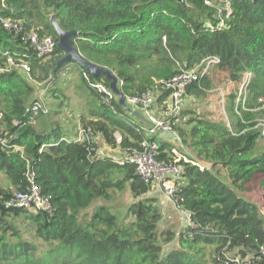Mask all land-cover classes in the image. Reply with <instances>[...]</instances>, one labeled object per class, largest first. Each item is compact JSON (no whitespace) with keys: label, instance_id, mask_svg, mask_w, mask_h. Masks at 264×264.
Returning <instances> with one entry per match:
<instances>
[{"label":"trees","instance_id":"16d2710c","mask_svg":"<svg viewBox=\"0 0 264 264\" xmlns=\"http://www.w3.org/2000/svg\"><path fill=\"white\" fill-rule=\"evenodd\" d=\"M50 18L77 31L73 47L121 81L124 98L157 89L159 107L169 93L161 81L215 59L184 88L212 111L182 108L168 117L176 138L147 135L138 114L117 98L106 105L83 75L110 86L103 73L58 64L66 53ZM32 31L56 41L51 53L38 56ZM67 67L90 98L78 133L52 119L57 109L32 115L41 89L57 108L67 98ZM0 69V174L9 181L0 186V264H264V0H0ZM144 139L156 140L157 160L174 164L175 140L203 166L176 162L170 202L189 214L176 229L159 225L160 195L120 162ZM31 182L51 210L10 204Z\"/></svg>","mask_w":264,"mask_h":264},{"label":"built area","instance_id":"2783aa9c","mask_svg":"<svg viewBox=\"0 0 264 264\" xmlns=\"http://www.w3.org/2000/svg\"><path fill=\"white\" fill-rule=\"evenodd\" d=\"M220 11V10H219ZM2 22L6 27L10 24L7 20L2 19ZM223 22L220 21L219 26H222ZM29 41L35 46L38 56L48 55L55 47L56 41L51 37L38 38L35 31H32L27 35ZM11 61V59H9ZM215 59L204 58L200 60L191 68H181V70L171 78L160 82L161 89L169 90L162 101V106L159 107L156 103L157 89H149L140 96L126 97L117 94L110 86H106L102 82H92L86 73H83L88 83L95 87L98 92L102 94L103 101L106 105L113 108L112 100L117 98L119 102L125 104V108L130 112H134V107H138L142 112L144 131L147 135L165 137L168 134H174L171 128L169 116L175 115L183 108V104L187 95L185 94V85L193 80L199 79L203 73L207 70L209 63ZM206 62V64L204 63ZM20 68L29 72L30 68L27 63H20ZM2 70V69H0ZM121 84V81L116 83ZM44 89L39 92L37 99L32 104V115H36L39 112H46L47 107L43 101ZM139 127L136 128L138 130ZM262 135L264 136V124H262ZM81 132L78 135L80 139ZM117 136V140H119ZM4 143V139L0 138V144ZM157 148L156 140L144 139L139 149H126L123 150L119 159L121 163L130 162L135 165L136 172L142 177V179L152 186V193L159 192L165 195L169 201L174 193L175 178L181 171V164L176 163L179 159H182L193 164H197L195 161L187 159L185 156L177 152L176 148H172V152L177 154V158L174 160V164L167 163L163 160H157L155 158V149ZM116 158V156L114 157ZM199 165V164H197ZM202 169L203 166L199 165ZM33 173L29 175V179L32 180ZM13 206H26L28 208H38L51 210L50 202L48 198L42 195L39 188L31 182L28 191L24 193H16L14 198L10 201ZM184 212V222L189 221V214ZM254 264L250 259L240 258L239 256H229L225 261V264Z\"/></svg>","mask_w":264,"mask_h":264},{"label":"rangeland","instance_id":"374dc122","mask_svg":"<svg viewBox=\"0 0 264 264\" xmlns=\"http://www.w3.org/2000/svg\"><path fill=\"white\" fill-rule=\"evenodd\" d=\"M61 80H64L63 82L69 81V85L65 86V91L67 98L64 99V102L60 105V107H56V103L58 102L57 99L48 97L47 95L44 96L43 93V101L47 107V109L55 110L57 109V114L54 115V118L59 122L60 126H62L68 133H78L79 128L81 127L80 120L82 117H90L89 115V107H90V98L88 97L87 93L84 91L83 86L79 84V77L78 73H76L75 70L72 68L63 70L62 73H60ZM59 86V85H58ZM231 84L226 83V88L230 89ZM42 90V89H41ZM40 91H38L39 94ZM37 94V96H38ZM183 108H190L192 110H196L198 112L208 110L212 111L213 109V103L210 99L200 100L193 97H188L185 99ZM134 112L138 114L139 117L142 118V112L138 107H134ZM143 119V118H142ZM99 141V140H98ZM172 145L177 148V152H179V148L177 142L174 140L171 141ZM99 146L104 151V145L102 142L99 141ZM189 151V150H184ZM8 183V178L4 174H0V186L3 184ZM156 195H160V199L163 200V197L166 198V200L162 203L161 202V213L162 218L159 222V225L161 227H172L173 229H176L177 226L181 225L184 222V212L178 211L176 207H174L169 199L159 193L154 192ZM122 198V197H121ZM168 201V202H167ZM100 201H96V203H99Z\"/></svg>","mask_w":264,"mask_h":264},{"label":"water","instance_id":"95a60500","mask_svg":"<svg viewBox=\"0 0 264 264\" xmlns=\"http://www.w3.org/2000/svg\"><path fill=\"white\" fill-rule=\"evenodd\" d=\"M182 3L185 2V0H178ZM50 23L54 27L57 35H58V42L57 46L65 51V56L59 61L58 64L64 61H71L79 64L80 66L86 68L90 73L93 75H97L99 73H103L107 78H109L110 81V87L119 95H122L116 86V77L106 68L101 67L99 65L93 64L88 62L85 58H83L77 50L73 47L71 42V37L74 36L77 31L75 30H63L59 27L58 23L54 21V19L50 18ZM136 115L135 112H132ZM165 136L176 138L175 134H168Z\"/></svg>","mask_w":264,"mask_h":264},{"label":"crops","instance_id":"0c3cea01","mask_svg":"<svg viewBox=\"0 0 264 264\" xmlns=\"http://www.w3.org/2000/svg\"><path fill=\"white\" fill-rule=\"evenodd\" d=\"M67 69H69V67H67ZM164 199L166 200V198L163 197V200H161L162 203L165 201ZM168 201H169V200H168ZM168 201H167V202H168ZM163 204H164V203H163ZM168 204L171 205V202H170V203L168 202Z\"/></svg>","mask_w":264,"mask_h":264}]
</instances>
